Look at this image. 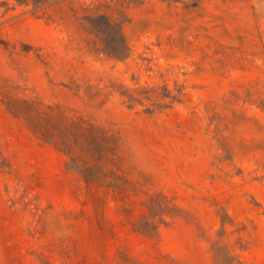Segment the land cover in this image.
<instances>
[{"label": "rangeland", "instance_id": "1", "mask_svg": "<svg viewBox=\"0 0 264 264\" xmlns=\"http://www.w3.org/2000/svg\"><path fill=\"white\" fill-rule=\"evenodd\" d=\"M220 238L264 264V0H0V264Z\"/></svg>", "mask_w": 264, "mask_h": 264}, {"label": "trees", "instance_id": "2", "mask_svg": "<svg viewBox=\"0 0 264 264\" xmlns=\"http://www.w3.org/2000/svg\"><path fill=\"white\" fill-rule=\"evenodd\" d=\"M15 1L18 4H26V5H34L35 9L40 7L41 5L47 4L50 0H12ZM223 222V229L226 227L227 219L225 217L222 218ZM222 229V230H223ZM220 236L223 235V233H219ZM243 246V245H242ZM213 251L214 256L216 259V262L218 264H245L243 260H241L236 253L233 251L231 246L226 243L224 240L217 239L213 241Z\"/></svg>", "mask_w": 264, "mask_h": 264}]
</instances>
